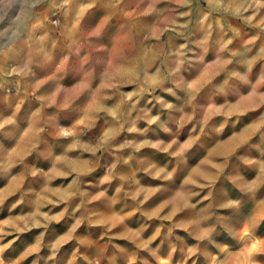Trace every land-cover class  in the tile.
<instances>
[{
	"label": "rangeland",
	"instance_id": "rangeland-1",
	"mask_svg": "<svg viewBox=\"0 0 264 264\" xmlns=\"http://www.w3.org/2000/svg\"><path fill=\"white\" fill-rule=\"evenodd\" d=\"M24 11L27 64L58 37L93 105H36L0 56V264H264V0Z\"/></svg>",
	"mask_w": 264,
	"mask_h": 264
},
{
	"label": "crops",
	"instance_id": "crops-1",
	"mask_svg": "<svg viewBox=\"0 0 264 264\" xmlns=\"http://www.w3.org/2000/svg\"><path fill=\"white\" fill-rule=\"evenodd\" d=\"M3 11V10H2ZM9 15V19L3 15L0 18V51L3 58L9 59L17 57V64L10 66L8 75L9 80H14L15 76H19L22 82L19 91L32 89L35 93V103L40 106H75L86 107L90 106L93 96L91 95L90 85L84 84V79L77 76L80 69L76 67H67L59 65L58 52L55 51L58 47V37L50 39L51 48L47 50L42 48L39 58L42 61V69L31 67L29 64L32 59L30 49L34 51V59L38 63V35L34 37L35 45L31 48L27 44L28 27H32L31 22L28 24L25 11L23 14L19 12L16 18ZM11 18V19H10ZM18 44V45H16ZM68 53L67 55H69ZM70 56H66L69 59ZM50 64L48 67L47 65ZM62 64V63H61ZM60 75H69L71 84L69 87H64L59 83ZM26 86H22L24 83ZM98 103H94L97 105ZM93 105V104H92ZM18 146H25L27 142V132H21L18 135ZM72 168V167H71ZM85 249V248H84ZM87 249V248H86Z\"/></svg>",
	"mask_w": 264,
	"mask_h": 264
}]
</instances>
